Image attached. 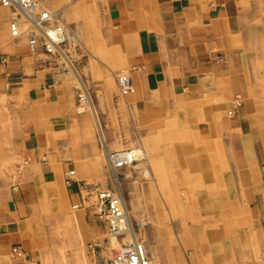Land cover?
<instances>
[{
  "label": "crops",
  "instance_id": "obj_1",
  "mask_svg": "<svg viewBox=\"0 0 264 264\" xmlns=\"http://www.w3.org/2000/svg\"><path fill=\"white\" fill-rule=\"evenodd\" d=\"M64 5L59 14L70 29L63 20L68 30L63 50L74 58L75 79L92 112L78 109L76 83L60 57L32 54L10 37L7 19L13 13L0 4V53L6 56L5 62L0 58V160H24L17 181L0 188V264H10L2 257L12 245L32 254L34 222L45 201L63 190L65 171H74L66 190L77 201L80 181L103 177L100 148L105 156L142 138L156 140L192 119L191 131L200 138L217 139L210 144L222 150L227 144L238 147L234 164H240L239 179L251 187L249 202L259 208L264 233V91L256 88L264 58L255 51L264 39L262 0H68ZM122 70L134 85L124 97L114 80ZM122 115L125 128L119 127ZM11 121L17 125L11 128ZM95 123L104 147L96 140ZM136 124L144 126L143 134ZM71 225L58 240L72 237Z\"/></svg>",
  "mask_w": 264,
  "mask_h": 264
},
{
  "label": "rangeland",
  "instance_id": "obj_2",
  "mask_svg": "<svg viewBox=\"0 0 264 264\" xmlns=\"http://www.w3.org/2000/svg\"><path fill=\"white\" fill-rule=\"evenodd\" d=\"M38 1L43 7L59 14V10L65 7L64 3L68 0ZM61 15L70 29L68 19L64 14ZM10 18L7 19L10 37L28 47L25 26L21 27L22 32L18 38L13 37ZM255 45V51L260 52L264 58V39ZM66 50L68 49L65 47L64 56L60 58L62 66L65 67L64 71L73 77L78 93L84 95L81 84L75 79L76 70L72 68L74 58L66 57ZM3 54L0 53V58H6ZM259 82L260 85H256V88L264 91V70ZM117 91L124 97L118 88ZM76 97L80 111H91L90 108H84L85 104L77 93ZM261 97L264 98V95ZM126 119L131 127L130 118ZM112 121L116 123V119ZM11 122L8 123L11 128L13 123L17 125ZM195 123L196 120L192 119L189 125H177L172 133L162 132L160 138L158 132L156 140L148 141L142 138L135 144L116 148L120 150L142 147L148 156L147 161H137L131 166L119 169L116 182L114 181L124 198L130 224L129 233L121 236L111 234L107 224L93 215L87 202L82 207H75L81 199V186H113V179L105 166L103 148H100L103 177L100 180L80 181L78 200L74 201L66 190L73 179L67 180L65 175L63 190L57 191L55 196L45 201L40 208V219L34 222L33 238L37 246L33 248L32 254H25V257L19 260L12 257L9 249L7 253H3V260L10 264H43L40 257L48 254L47 259L44 257L46 264H78L82 261L98 264L111 259L121 244L131 241L133 233V238L143 243L155 264H264L261 214L259 208L249 202L251 187L239 179L240 164L235 165L240 156L239 149L227 144L226 149L222 150L216 144H210L218 140H205L193 133L191 130L196 126ZM0 124L2 125V122ZM124 124L122 115L119 127L123 128ZM113 126L118 128L116 124ZM139 127L140 133L143 134L144 126L135 125L136 130ZM94 130L101 147L97 123ZM14 136L15 133L12 138ZM204 144L208 145L203 148ZM0 146H3V143L0 142ZM3 152L4 150L0 149V155ZM228 161L232 162L231 166L225 163ZM23 166V159H13L5 164L0 160V188L5 182H16ZM255 170L260 173L263 169L256 167ZM211 178L216 187L213 186ZM68 222H72L74 231L71 228L68 230L71 231L72 237L62 235V239L58 240V233L66 231L65 225ZM196 227H199V231Z\"/></svg>",
  "mask_w": 264,
  "mask_h": 264
},
{
  "label": "built area",
  "instance_id": "obj_3",
  "mask_svg": "<svg viewBox=\"0 0 264 264\" xmlns=\"http://www.w3.org/2000/svg\"><path fill=\"white\" fill-rule=\"evenodd\" d=\"M0 3L12 10L10 31L13 37L18 38L22 32L21 27L25 26L31 52H43L56 58L64 56L63 45L67 40V29L57 12L43 7L38 0H0ZM1 60L5 62L6 58ZM115 79L117 88L123 95L134 91L133 82L126 71L118 72ZM83 96L82 93H78L79 99ZM137 150L127 148L105 153V166L113 181L116 182L117 170L137 162L139 155ZM73 174V170H67L65 172L67 180L72 179ZM81 191L85 195L81 192V199L75 207H82L87 202L93 215L107 224L111 234L121 236L130 232L124 198L116 183L104 187L85 184L81 186ZM11 254L15 259L25 257L24 251L18 245H12ZM98 264H154V262L143 243L131 239L121 244L111 259Z\"/></svg>",
  "mask_w": 264,
  "mask_h": 264
},
{
  "label": "bare ground",
  "instance_id": "obj_4",
  "mask_svg": "<svg viewBox=\"0 0 264 264\" xmlns=\"http://www.w3.org/2000/svg\"><path fill=\"white\" fill-rule=\"evenodd\" d=\"M61 65V64H60ZM81 89L83 90V94H84V97L83 98H81L80 100H82L83 101V103L85 104V106H84V108H90V110L92 109V104H91V101H90V99H89V97L87 96V94L85 93V91H84V88L82 87V85H81ZM82 103V104H83ZM92 112V111H91ZM96 117V116H95ZM97 126V125H96ZM98 130V129H97ZM99 134H100V138H101V141H102V143H103V147H104V145H105V139H104V136H103V133L101 132V130H100V128H99ZM128 149H132V150H137L138 148H128ZM138 153H139V155H137L138 157V159H137V161H144V160H146L147 161V158H148V156H147V154H146V152L142 149V148H139L138 150ZM113 152V151H112ZM218 158V157H217ZM226 159V158H225ZM219 160V159H218ZM157 163V162H156ZM155 163V164H156ZM213 163V162H212ZM158 166V165H157ZM222 166H224V165H222ZM221 166V167H222ZM223 168V167H222ZM208 176V175H207ZM204 178H205V176H204ZM208 179H209V177H208ZM207 179V180H208ZM212 179V178H211ZM213 180V179H212ZM113 181V180H112ZM212 182H214V180L212 181ZM113 183H114V181H113ZM212 185V184H211ZM215 185V182L213 183V186ZM173 187H175V186H173ZM215 187H216V185H215ZM182 192V191H181ZM175 203V202H174ZM192 211V210H191ZM198 221V220H197ZM199 222V221H198ZM196 228H198V231H199V227H196ZM151 231V230H150ZM131 232H133V231H131ZM219 234V233H218ZM217 235V234H216ZM131 236H132V239H134L133 238V233H131ZM196 236V235H195ZM216 237V236H215ZM199 239V238H198ZM228 244H229V241H228ZM231 244V243H230ZM247 244V243H246ZM149 245V244H148ZM236 245V244H235ZM115 248H117V247H115ZM46 257V256H45ZM207 258V257H206ZM16 259H18V258H16ZM153 261V260H152ZM231 261V260H230ZM155 264V263H154Z\"/></svg>",
  "mask_w": 264,
  "mask_h": 264
}]
</instances>
